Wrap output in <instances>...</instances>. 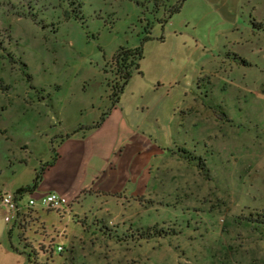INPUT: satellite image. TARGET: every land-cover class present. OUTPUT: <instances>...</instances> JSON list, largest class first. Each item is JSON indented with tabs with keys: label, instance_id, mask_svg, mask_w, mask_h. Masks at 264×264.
I'll return each instance as SVG.
<instances>
[{
	"label": "rangeland",
	"instance_id": "rangeland-1",
	"mask_svg": "<svg viewBox=\"0 0 264 264\" xmlns=\"http://www.w3.org/2000/svg\"><path fill=\"white\" fill-rule=\"evenodd\" d=\"M181 2L0 0V190L113 104L161 152L108 214L42 212L34 264H264V0ZM3 214L0 264L24 262Z\"/></svg>",
	"mask_w": 264,
	"mask_h": 264
},
{
	"label": "crops",
	"instance_id": "crops-1",
	"mask_svg": "<svg viewBox=\"0 0 264 264\" xmlns=\"http://www.w3.org/2000/svg\"><path fill=\"white\" fill-rule=\"evenodd\" d=\"M117 106L113 104V110L103 113L100 121L92 118L64 128L60 143L51 146V158L40 173L38 186L25 194L37 198L47 192L57 193L65 210L77 206L83 215L94 211L93 217L103 215L105 210L108 214L115 198L132 201L136 192L144 194L150 181L146 167L161 152ZM30 185L16 186L13 192ZM42 212L50 211L36 206L22 212L16 223L4 222L11 224L6 233L10 249L24 259L17 264H34L38 250H47L45 242L34 239L41 233Z\"/></svg>",
	"mask_w": 264,
	"mask_h": 264
},
{
	"label": "built area",
	"instance_id": "built-area-1",
	"mask_svg": "<svg viewBox=\"0 0 264 264\" xmlns=\"http://www.w3.org/2000/svg\"><path fill=\"white\" fill-rule=\"evenodd\" d=\"M0 206L4 211L3 221L14 224L22 212L36 206L47 211H60L63 208V200L57 193L53 192H47L37 198L28 196L25 199V193L0 190Z\"/></svg>",
	"mask_w": 264,
	"mask_h": 264
},
{
	"label": "trees",
	"instance_id": "trees-1",
	"mask_svg": "<svg viewBox=\"0 0 264 264\" xmlns=\"http://www.w3.org/2000/svg\"><path fill=\"white\" fill-rule=\"evenodd\" d=\"M185 0H182V2H184ZM181 2V4H182ZM180 4V6H181ZM180 6H178L176 9H174L173 12H178L180 9ZM117 57L120 60V71H124L125 73L122 75L124 78V82L123 85H126L127 82L129 81V79L132 76V73L129 72L127 69L129 68H134L136 70L137 73H141L139 70V61L143 58L142 56V51L140 48H136L135 50H127V51H121L120 53H118ZM118 63V61H117ZM123 86L120 87V90H122ZM200 167V169L205 172V166L204 164H202V162L198 165ZM44 166H42L40 168V171L36 174L35 179L33 180L32 184L30 186L27 187H23L20 188L16 191V193H25V192H32L33 190L36 189V187L38 186L39 183V179H40V173L43 171ZM260 224L264 225V217L263 219L260 221Z\"/></svg>",
	"mask_w": 264,
	"mask_h": 264
}]
</instances>
